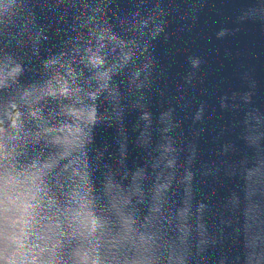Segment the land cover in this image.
Wrapping results in <instances>:
<instances>
[{"label":"water","instance_id":"1","mask_svg":"<svg viewBox=\"0 0 264 264\" xmlns=\"http://www.w3.org/2000/svg\"><path fill=\"white\" fill-rule=\"evenodd\" d=\"M0 264H264V0H0Z\"/></svg>","mask_w":264,"mask_h":264}]
</instances>
